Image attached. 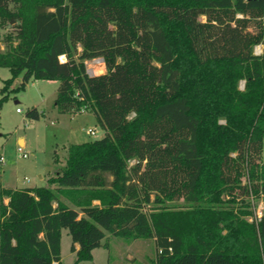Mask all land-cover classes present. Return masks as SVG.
I'll return each instance as SVG.
<instances>
[{
	"label": "trees",
	"instance_id": "trees-1",
	"mask_svg": "<svg viewBox=\"0 0 264 264\" xmlns=\"http://www.w3.org/2000/svg\"><path fill=\"white\" fill-rule=\"evenodd\" d=\"M7 27L0 114L19 76L59 81L58 112L105 136L71 144L48 187L1 192L0 264H64L63 229L73 264L107 233L154 240L152 264H264V216L235 210L264 197V0H0Z\"/></svg>",
	"mask_w": 264,
	"mask_h": 264
},
{
	"label": "rangeland",
	"instance_id": "rangeland-1",
	"mask_svg": "<svg viewBox=\"0 0 264 264\" xmlns=\"http://www.w3.org/2000/svg\"><path fill=\"white\" fill-rule=\"evenodd\" d=\"M11 31V27L0 28L1 43L5 35ZM1 47L4 50L3 43ZM255 53L264 54V45H258ZM95 60L98 59L86 62L88 71L94 76L105 74L104 61L96 63ZM10 78L12 72L8 68H0V88L4 87L6 80ZM21 83L22 75L9 85V98L0 114L3 134L0 137V157L4 158L3 162L0 161V203L1 192L4 190L48 187V179L65 166L68 147L71 144L90 142L105 136V131L90 110L73 114L58 112L55 101L59 81L30 80L24 89L17 90ZM32 108H37L42 114L39 120L27 117V111ZM17 109L23 112L18 113ZM90 130H94L96 136L90 135ZM20 139H25L24 153H27L28 158H23L18 152V148L23 146L20 145ZM59 198L65 204L75 206L74 202L65 196L59 195ZM94 205H100V201ZM250 205L243 206L240 201H236L235 210L254 211L252 216L244 215V219L251 223L254 222L255 216L264 213V197L259 199L252 197ZM77 208L81 213V209ZM106 243L108 248L101 247L93 252L92 264H152L157 253L154 240L129 241L107 233ZM71 247L72 238L69 231L63 229L61 259L64 264H73L77 259Z\"/></svg>",
	"mask_w": 264,
	"mask_h": 264
},
{
	"label": "built area",
	"instance_id": "built-area-1",
	"mask_svg": "<svg viewBox=\"0 0 264 264\" xmlns=\"http://www.w3.org/2000/svg\"><path fill=\"white\" fill-rule=\"evenodd\" d=\"M96 63H101L102 60L98 59V60H95ZM89 74H91V71L89 72ZM241 88L243 89L244 88V84L241 86ZM17 112L18 113H22L23 111L21 109H17ZM90 135L92 136H96V132L94 130H90L89 131ZM18 152L23 156V158H28V155L27 153H24V146H20L18 148ZM0 161L3 162L4 161V158L3 157H0ZM264 216V213H260L258 216H257V219H261L262 217Z\"/></svg>",
	"mask_w": 264,
	"mask_h": 264
},
{
	"label": "crops",
	"instance_id": "crops-1",
	"mask_svg": "<svg viewBox=\"0 0 264 264\" xmlns=\"http://www.w3.org/2000/svg\"><path fill=\"white\" fill-rule=\"evenodd\" d=\"M19 142H20V145L23 144V146H25V144H26V143H25V139H20ZM7 200H8V201H7ZM4 202L7 204V203L9 202V199H8V198H5V199H4ZM94 203L97 204V203H99V201H94ZM66 204H67L69 207L78 210V208H77L76 206H73V205L68 204V203H66ZM81 213H82V212H81ZM81 213H80V216H83V215H81ZM75 247H76V249H79V245H78V244H76ZM94 251H95V250H94Z\"/></svg>",
	"mask_w": 264,
	"mask_h": 264
},
{
	"label": "water",
	"instance_id": "water-1",
	"mask_svg": "<svg viewBox=\"0 0 264 264\" xmlns=\"http://www.w3.org/2000/svg\"><path fill=\"white\" fill-rule=\"evenodd\" d=\"M256 1H263V0H246V2L250 3V2H256ZM103 61V59H100Z\"/></svg>",
	"mask_w": 264,
	"mask_h": 264
},
{
	"label": "bare ground",
	"instance_id": "bare-ground-1",
	"mask_svg": "<svg viewBox=\"0 0 264 264\" xmlns=\"http://www.w3.org/2000/svg\"><path fill=\"white\" fill-rule=\"evenodd\" d=\"M63 58H64V57H63ZM63 58H62V59H63Z\"/></svg>",
	"mask_w": 264,
	"mask_h": 264
}]
</instances>
